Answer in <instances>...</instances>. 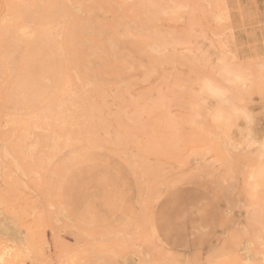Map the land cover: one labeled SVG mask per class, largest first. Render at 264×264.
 I'll return each instance as SVG.
<instances>
[{
	"label": "rangeland",
	"instance_id": "rangeland-1",
	"mask_svg": "<svg viewBox=\"0 0 264 264\" xmlns=\"http://www.w3.org/2000/svg\"><path fill=\"white\" fill-rule=\"evenodd\" d=\"M0 264H264V0H0Z\"/></svg>",
	"mask_w": 264,
	"mask_h": 264
},
{
	"label": "bare ground",
	"instance_id": "bare-ground-1",
	"mask_svg": "<svg viewBox=\"0 0 264 264\" xmlns=\"http://www.w3.org/2000/svg\"><path fill=\"white\" fill-rule=\"evenodd\" d=\"M55 31H56V30H55ZM57 121H58V120H57ZM29 125H30V124H29ZM37 133H38V132H37ZM37 133H36V134H37ZM37 135H38V134H37ZM211 193H212V192H211ZM153 234H154V233H153ZM234 238H235V237H234ZM142 241H143V240H142ZM138 263H139V262H138Z\"/></svg>",
	"mask_w": 264,
	"mask_h": 264
}]
</instances>
